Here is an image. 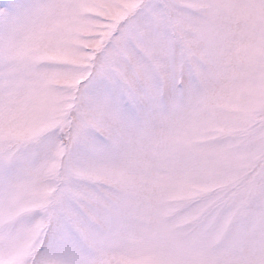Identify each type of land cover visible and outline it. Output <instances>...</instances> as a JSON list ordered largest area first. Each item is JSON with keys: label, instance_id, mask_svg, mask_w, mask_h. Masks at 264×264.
Segmentation results:
<instances>
[{"label": "snow or ice", "instance_id": "1", "mask_svg": "<svg viewBox=\"0 0 264 264\" xmlns=\"http://www.w3.org/2000/svg\"><path fill=\"white\" fill-rule=\"evenodd\" d=\"M0 264H264V0H0Z\"/></svg>", "mask_w": 264, "mask_h": 264}]
</instances>
